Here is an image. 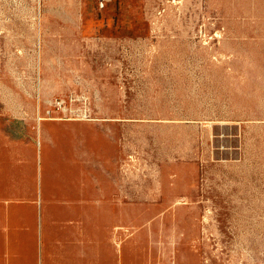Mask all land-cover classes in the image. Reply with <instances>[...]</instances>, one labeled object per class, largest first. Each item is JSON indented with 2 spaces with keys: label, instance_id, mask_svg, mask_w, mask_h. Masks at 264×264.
<instances>
[{
  "label": "rangeland",
  "instance_id": "374dc122",
  "mask_svg": "<svg viewBox=\"0 0 264 264\" xmlns=\"http://www.w3.org/2000/svg\"><path fill=\"white\" fill-rule=\"evenodd\" d=\"M0 264H264V0H0Z\"/></svg>",
  "mask_w": 264,
  "mask_h": 264
},
{
  "label": "bare ground",
  "instance_id": "6f19581e",
  "mask_svg": "<svg viewBox=\"0 0 264 264\" xmlns=\"http://www.w3.org/2000/svg\"><path fill=\"white\" fill-rule=\"evenodd\" d=\"M105 234H106V233H105ZM105 234H104V235H105ZM97 237H98V236H97ZM97 237H96V238H97Z\"/></svg>",
  "mask_w": 264,
  "mask_h": 264
},
{
  "label": "crops",
  "instance_id": "0c3cea01",
  "mask_svg": "<svg viewBox=\"0 0 264 264\" xmlns=\"http://www.w3.org/2000/svg\"><path fill=\"white\" fill-rule=\"evenodd\" d=\"M16 246V245H15ZM18 246V245H17Z\"/></svg>",
  "mask_w": 264,
  "mask_h": 264
}]
</instances>
